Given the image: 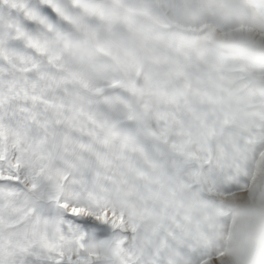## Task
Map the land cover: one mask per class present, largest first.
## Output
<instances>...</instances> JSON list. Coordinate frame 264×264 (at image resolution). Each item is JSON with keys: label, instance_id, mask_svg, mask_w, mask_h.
<instances>
[{"label": "rangeland", "instance_id": "rangeland-1", "mask_svg": "<svg viewBox=\"0 0 264 264\" xmlns=\"http://www.w3.org/2000/svg\"><path fill=\"white\" fill-rule=\"evenodd\" d=\"M33 1L53 30L29 40L26 66L43 58L81 96L105 93L223 211L222 246L184 264H264V42L252 37L264 0ZM12 120L0 114V170L13 172L14 150L28 185L0 181V264H136L133 224L59 204L55 175L25 166ZM108 209L132 234L103 222Z\"/></svg>", "mask_w": 264, "mask_h": 264}, {"label": "crops", "instance_id": "crops-1", "mask_svg": "<svg viewBox=\"0 0 264 264\" xmlns=\"http://www.w3.org/2000/svg\"><path fill=\"white\" fill-rule=\"evenodd\" d=\"M45 14L33 0H0V114L9 126L13 116L21 118L14 144L25 166L55 175L57 202L78 213L119 210L133 224L136 264H184L186 255L197 261L216 253L224 213L180 172L175 154H162L159 138L122 122L105 93L83 97L80 83L64 86V72L46 69L43 58L26 66L29 40H46L53 30Z\"/></svg>", "mask_w": 264, "mask_h": 264}, {"label": "bare ground", "instance_id": "bare-ground-1", "mask_svg": "<svg viewBox=\"0 0 264 264\" xmlns=\"http://www.w3.org/2000/svg\"><path fill=\"white\" fill-rule=\"evenodd\" d=\"M252 37H253V40L254 41H259V42H264V34H261V33H259V32H254L253 34H252ZM264 155V154H263ZM8 166L10 167V169L13 171V172H5V171H3V170H0V180H10V181H23V182H25V177H24V175L23 174H20V173H18V166H17V164L12 160V158L11 157H9V160H8ZM16 172V173H15ZM66 207H67V209L68 210H71V211H74L75 209L71 206V205H69V204H67L66 205ZM80 211H82V212H84V213H86V214H88L91 218H93V217H95V216H93L94 214H92L90 211H88L86 208H80ZM102 211H104V209L102 210ZM106 211V210H105ZM105 215V214H104ZM99 216V215H98ZM106 216V215H105ZM100 217H102L103 219V222H108L109 224H112L113 225V227L114 226H120V225H125L126 226V228L128 229V231L130 232V234H132V232H133V228H131L130 226H128V224H126L125 222H124V219H123V217H119V216H117V213H114V211L112 212V211H110L109 209H108V211H107V217H103V216H101L100 215ZM111 225V226H112ZM126 232V231H125ZM108 239V238H107ZM220 260V259H219ZM219 260H217V262H216V264H221L222 262H220ZM224 263V262H223ZM208 264V263H207Z\"/></svg>", "mask_w": 264, "mask_h": 264}]
</instances>
